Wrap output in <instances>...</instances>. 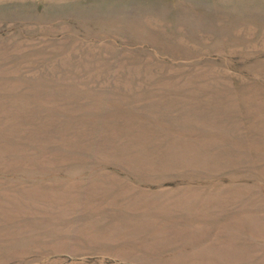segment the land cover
<instances>
[{
	"label": "rangeland",
	"instance_id": "374dc122",
	"mask_svg": "<svg viewBox=\"0 0 264 264\" xmlns=\"http://www.w3.org/2000/svg\"><path fill=\"white\" fill-rule=\"evenodd\" d=\"M0 264H264V0H0Z\"/></svg>",
	"mask_w": 264,
	"mask_h": 264
}]
</instances>
